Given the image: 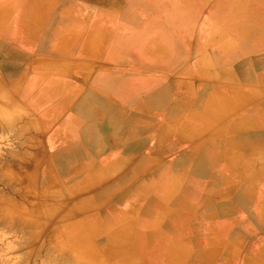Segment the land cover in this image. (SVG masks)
I'll return each instance as SVG.
<instances>
[{"label": "crops", "instance_id": "1", "mask_svg": "<svg viewBox=\"0 0 264 264\" xmlns=\"http://www.w3.org/2000/svg\"><path fill=\"white\" fill-rule=\"evenodd\" d=\"M0 61L111 264H264V0H0Z\"/></svg>", "mask_w": 264, "mask_h": 264}, {"label": "rangeland", "instance_id": "2", "mask_svg": "<svg viewBox=\"0 0 264 264\" xmlns=\"http://www.w3.org/2000/svg\"><path fill=\"white\" fill-rule=\"evenodd\" d=\"M172 22L177 23L174 19ZM5 77L4 71L0 70V264H95L97 255L103 254V248L96 244V250L86 248L87 250L79 251L74 247L90 239L85 232L81 231L83 228L81 226L87 229L92 227V224L84 219L88 210L85 206H80L78 199L72 197L69 188L60 184L54 177L55 171L51 166L44 138L32 135L35 129H38V125L32 122L30 114L17 103L14 91ZM2 93L6 95L3 96ZM32 156L35 157L34 165L38 167H35V171L32 170L36 175L39 188L37 190L39 203L37 196L34 198L32 192L20 191L21 186L18 180L25 171H29L30 166L27 168L24 162ZM47 169L54 177L53 181H48L52 185L56 182L59 185L57 187L51 185V188L49 183L46 192L55 196L59 192L65 193L66 191L69 203L66 202L65 206L69 207L68 209L74 208L79 211L76 220L78 219L83 225H75L67 229V232L70 231L68 234L74 237L73 243L71 241L73 245L64 242L62 237L49 239L48 234L54 232L58 224L53 222L51 217L49 219L39 217L43 213L41 210L43 199H41L40 190L43 187L41 185L48 183V177H45L43 170ZM77 223L79 222L76 221ZM89 234L91 237L94 236L93 232ZM91 243L94 244L92 241Z\"/></svg>", "mask_w": 264, "mask_h": 264}, {"label": "bare ground", "instance_id": "3", "mask_svg": "<svg viewBox=\"0 0 264 264\" xmlns=\"http://www.w3.org/2000/svg\"><path fill=\"white\" fill-rule=\"evenodd\" d=\"M237 2V1H236ZM233 3V2H232ZM240 3V2H239ZM237 4V3H236ZM57 12V11H56ZM55 12V13H56ZM58 13V12H57ZM175 16H174V20L176 21V22H178V20L176 19V18H178L180 15L178 14V12H176L175 14H174ZM57 16V15H56ZM169 16H171V17H173V12L172 13H170L169 14ZM58 18V17H57ZM56 19V18H55ZM66 19H67V17H66ZM68 20V19H67ZM56 21V20H55ZM55 21H53V22H55ZM57 21H58V19H57ZM63 21H65V23H66V20L64 19ZM51 22H52V20H51ZM205 22H206V20H205ZM57 23V22H56ZM55 23V24H56ZM64 22H62V24H63ZM54 24V23H53ZM52 24V25H53ZM58 24V23H57ZM61 24V23H60ZM207 24V23H206ZM52 25H50L49 27L50 28H48L49 29V31H50V29L51 28H53L52 27ZM47 27V26H46ZM55 27V26H54ZM205 27V26H204ZM46 30H47V28H45ZM45 29H44V33H45ZM60 29V28H59ZM207 29V28H206ZM209 30V29H208ZM49 31H47L46 33L47 34H45L46 36L47 35H50V34H48V32ZM43 33V34H44ZM206 33V32H205ZM43 37H45L44 35H43ZM48 37V36H47ZM51 37V36H50ZM49 38V37H48ZM44 40V39H43ZM45 40H47L46 38H45ZM49 40V39H48ZM47 40V41H48ZM199 45V44H198ZM197 46V45H196ZM195 47V46H194ZM46 52V51H45ZM204 52V51H203ZM49 53V52H48ZM53 54V53H52ZM207 54V53H206ZM206 57V56H205ZM178 58V57H177ZM176 58V59H177ZM204 58V57H203ZM2 59H3V57H2ZM6 60H8V59H6ZM1 62V61H0ZM191 63V62H190ZM122 64V63H121ZM125 65V64H124ZM128 65V64H127ZM130 65V64H129ZM212 66V65H211ZM20 68V67H19ZM115 69V68H114ZM116 70V69H115ZM23 73V72H22ZM33 74V73H32ZM17 75V74H16ZM29 75V74H28ZM21 77V76H20ZM185 77V76H184ZM193 78V77H192ZM195 78V77H194ZM13 83V82H12ZM59 84V83H58ZM187 86H188V84H187ZM54 89H55V87H54ZM59 89V88H58ZM5 93V92H4ZM4 93H2V95L3 96H5L6 94H4ZM54 93V92H53ZM60 93H62V92H60ZM66 93H67V91H66ZM107 93V92H106ZM55 94V93H54ZM108 94V93H107ZM55 99V98H54ZM56 102V101H55ZM1 106V105H0ZM46 110V109H45ZM4 112H7V111H4ZM34 113V112H33ZM26 115V114H25ZM35 116V115H34ZM51 117V116H50ZM21 118V117H20ZM39 118V117H38ZM25 120H27V119H25ZM50 121H51V119H49ZM6 121V120H5ZM28 121V120H27ZM42 121L43 120H41V123H42ZM46 121V120H45ZM53 121V120H52ZM33 123H35V124H37L38 125V123L37 122H35V121H32ZM3 124V123H2ZM24 124V123H23ZM22 124V125H23ZM25 125V124H24ZM23 125V126H24ZM22 126V127H23ZM26 126V125H25ZM49 126V125H48ZM173 126V125H172ZM5 128H6V125H5ZM24 128V127H23ZM22 129V128H21ZM20 129V130H21ZM25 130V129H24ZM23 130V131H24ZM18 131H19V129H18ZM40 131H42V129H40V127H39V125H38V129L36 130L35 129V131L32 133V135L33 136H41L40 135ZM16 132V131H15ZM1 133V132H0ZM23 133V132H22ZM2 138V137H1ZM32 139V138H31ZM29 156V155H28ZM245 158V157H244ZM34 159H35V157H30L26 162H24V165L28 168V166H30L29 167V171H25L19 178H18V180H19V185L21 186L20 187V191L22 192H24V193H26V192H32L33 193V196H34V198L38 195V192H37V190H39V188L37 187V183H36V175H35V173H34V171H35V167H37L36 165H34ZM24 166V167H25ZM38 168V167H37ZM214 168V167H213ZM15 169V168H14ZM34 171H33V170ZM149 169V168H148ZM212 170V169H211ZM44 172H43V174L45 175V177H48L47 178V184H42L41 185V187H43V188H41L40 190H41V193H42V195H41V199H43V201H42V205H43V208L41 209L42 211H43V213L42 214H40L39 215V217H43L42 219H45V218H47V219H49V217H51L52 219H53V222H55L56 224H58L57 226H56V230L54 231V232H51L50 234H48L49 235V239H51L52 237H57V238H61L62 237V239L64 240V242H66V243H69V244H71V241H72V243H73V239H74V237H71L72 235L71 234H68L69 232H67V229L70 227L71 228V226H75V225H83L82 224V222H80L78 219L76 220V217H78L79 216V211H77L76 209H74V208H71V209H68L69 207H67V206H65L66 205V202H68L69 203V199H68V197H67V193H66V191H65V193L64 192H59V194L58 195H52V194H50V193H47L46 191H47V189H48V184L50 183V186L52 185V183L50 182V181H48V180H51V181H53V179H54V177H53V174L47 169L46 171L45 170H43ZM50 173H49V172ZM147 171V170H146ZM213 171H215V170H213ZM53 178V179H52ZM209 179V178H208ZM17 180V179H16ZM29 182H30V184H29ZM54 183V182H53ZM205 184V183H204ZM59 184L56 182V183H54L52 186L53 187H57ZM52 186H51V188H52ZM204 187V186H203ZM198 189V188H197ZM25 195V194H24ZM33 196H32V198H31V200H32V202H33ZM37 202L39 203V201H38V196H37ZM113 204V203H112ZM77 213V214H76ZM241 213H242V211H241ZM243 214V213H242ZM198 215V214H197ZM233 216V215H232ZM235 216V215H234ZM241 218V217H240ZM46 219V220H47ZM51 219V220H52ZM50 221V220H49ZM76 221L77 222H79V223H77L76 224ZM192 222V221H191ZM247 222H248V220H247ZM248 224V223H247ZM216 225V224H215ZM218 225V224H217ZM216 225V226H217ZM79 226V227H80ZM250 226V225H249ZM254 226V225H253ZM81 227H83L82 228V232H85L86 233V235H88V237H90V239L86 242V243H81L80 242V245L78 244L77 246H74L77 250H83V249H89V248H93L94 250H96L95 249V246L91 243V241H93L92 240V237H91V235L89 234V232H93L92 230H90V229H87V227L85 228L84 226H81ZM74 229V228H73ZM75 230H76V228H75ZM72 232V231H71ZM75 232V231H74ZM73 232V233H74ZM78 234V232H75V234ZM94 233V232H93ZM71 235V236H70ZM78 236V235H77ZM80 237V236H79ZM258 237V236H257ZM262 238V237H261ZM76 240V239H75ZM77 241H80V239H77ZM50 242V241H49ZM68 245V244H67ZM71 245H73V244H71ZM64 247H66V246H64ZM71 247V246H70ZM56 249V248H55ZM86 249V250H87ZM69 251V250H68ZM66 252V251H65ZM68 253V252H67ZM109 253V252H108ZM108 253H103V254H98L97 255V258H96V262H95V264H111L110 262H109V260H108V257L110 256V253L108 254ZM59 254V253H58ZM69 255V254H68ZM104 255V256H103ZM238 261V260H237ZM77 262V261H76ZM80 262V261H79ZM240 262V261H239Z\"/></svg>", "mask_w": 264, "mask_h": 264}]
</instances>
